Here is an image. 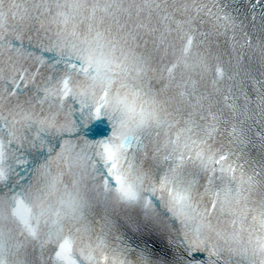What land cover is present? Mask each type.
I'll return each instance as SVG.
<instances>
[{
    "label": "snow or ice",
    "instance_id": "snow-or-ice-1",
    "mask_svg": "<svg viewBox=\"0 0 264 264\" xmlns=\"http://www.w3.org/2000/svg\"><path fill=\"white\" fill-rule=\"evenodd\" d=\"M0 264H264V0H0Z\"/></svg>",
    "mask_w": 264,
    "mask_h": 264
}]
</instances>
